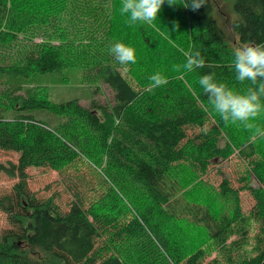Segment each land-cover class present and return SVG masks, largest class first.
Segmentation results:
<instances>
[{
    "label": "trees",
    "instance_id": "1",
    "mask_svg": "<svg viewBox=\"0 0 264 264\" xmlns=\"http://www.w3.org/2000/svg\"><path fill=\"white\" fill-rule=\"evenodd\" d=\"M213 1L199 8L196 22L208 33L195 49L206 66L184 84L170 75L175 68L154 69L151 55L169 41L161 29L170 14L185 18L184 0H165L155 27L129 25L121 0H0V50L19 34L40 38L10 62L0 55V150L17 155L0 162V172L17 179L1 204L10 227L0 233V264H264V137L225 123L198 83L210 73L237 93L253 87L236 80L233 51L264 45V0H232L230 14ZM117 42L135 49L136 63L128 66L140 89L111 58ZM75 66L107 85L112 100L54 101L31 86L36 74ZM156 72L175 85L143 90ZM253 123L264 129V112ZM235 152L250 167L240 188L222 178L207 194L199 176ZM103 159L106 190L95 198L86 199L74 181L65 204L28 188V168L62 171L79 161L100 167ZM182 182L194 192L180 199ZM239 189L254 200L247 214Z\"/></svg>",
    "mask_w": 264,
    "mask_h": 264
},
{
    "label": "rangeland",
    "instance_id": "2",
    "mask_svg": "<svg viewBox=\"0 0 264 264\" xmlns=\"http://www.w3.org/2000/svg\"><path fill=\"white\" fill-rule=\"evenodd\" d=\"M189 2V0H184V3ZM215 9L218 10L221 8V12L230 14L231 13V2L232 0H214ZM186 13L185 18H179L174 16L172 13L170 14V20L166 24H163V31L169 38L162 40L164 46L159 47L157 50L151 52L153 58H156V66L154 69L157 70H166L172 72L171 68H175L174 66L178 65L177 61L186 62V57L184 52H196L198 44H202V40L206 39L208 33L205 32L196 25L197 21H199L198 10H192L190 7H185ZM219 16L224 18V15L219 13ZM133 26V25H131ZM134 37V36H133ZM40 40L39 36L29 40L25 37L24 34H19V37L16 41L11 44L2 47L0 50V55L6 62H10L14 60L18 55V53L24 48V45H30L31 42H38ZM244 45L237 44L235 47H241ZM111 49V48H110ZM163 51V56H162ZM144 54H148L143 51ZM153 53V54H152ZM111 58L113 55L111 54ZM170 63L168 66L167 63ZM119 65L120 72L124 75V77L137 89H140L136 83L138 79L134 76L132 70L128 65ZM168 69V70H167ZM189 72L181 68L180 71H173L170 73L171 76L179 75L180 81L185 84V80L187 81L186 75ZM90 72H87L80 66L75 67H67L62 69L60 72H49V73H40L36 74L32 81L31 86L35 88L39 93H44L49 98L54 101H65L67 99L77 97L83 105H89L90 100L95 98L98 102H110L113 98V93L111 89L99 82L96 78L90 75ZM167 78V86H174L173 81ZM97 87V91L95 94L92 93V90ZM150 85L146 86L143 90H148ZM164 89V88H163ZM39 117H41L42 113H36ZM198 131V128L188 129V134H191ZM16 153L10 151L0 150V162L7 161H16ZM79 161L77 165L68 166L64 168L62 171H57L48 167H32L27 169L28 179L27 184L29 190L37 197L44 198L48 197L51 194H56L57 198L63 204L67 203L71 200V191L69 181H74L76 183L74 188H78L79 184L83 194L86 199L95 198L105 192V186L100 184L101 181V169L104 166L103 163L100 167H96L95 165H91L86 161ZM248 168H250L247 162L243 161L236 152L232 154L228 159L220 160L215 159L210 165L205 173L199 176L201 184L205 186V191L209 195H214L213 189H217L218 184L220 183L222 178H228L231 186L239 187L242 183L239 181L240 177L243 175H248ZM81 176V179H79ZM81 180V183H80ZM17 179L10 178L0 172V233L9 228L10 224L7 220L6 212L1 208L2 200L7 198L12 185L16 182ZM182 182V187L180 191H177V194L180 195V199L182 194H192L194 190L190 188L189 185H185ZM251 184H257L256 180L251 178ZM180 188V184L178 186ZM240 188V187H239ZM143 196L139 197L141 199ZM239 197H240V205L242 211L247 214L251 206L253 205V197L249 191L246 189H239ZM256 231L255 225H251L249 236L250 243L253 241V234ZM192 237V239L190 238ZM188 236V240H194L195 234L191 233ZM215 252H211L208 254L205 262L210 258V256L214 255Z\"/></svg>",
    "mask_w": 264,
    "mask_h": 264
},
{
    "label": "clouds",
    "instance_id": "3",
    "mask_svg": "<svg viewBox=\"0 0 264 264\" xmlns=\"http://www.w3.org/2000/svg\"><path fill=\"white\" fill-rule=\"evenodd\" d=\"M170 6L176 4V0H167ZM165 0H121L120 14L126 15L129 25L140 22L155 27V21ZM206 0H189L184 7L198 10ZM111 54L121 65L135 64V49L122 42L115 43ZM186 62L176 65L175 70L181 68L192 72L196 68L206 66L204 58L199 51L184 52ZM233 66L236 72V80L244 83L251 82L253 87H248L244 93H237L226 84L215 80L214 75L206 73L202 75L198 83L208 97L211 108L219 114L225 123L236 124L252 132V139L264 137V129L253 123L264 112V45H245L237 47L233 51ZM150 87L157 88L167 83V78L156 72L150 76Z\"/></svg>",
    "mask_w": 264,
    "mask_h": 264
}]
</instances>
